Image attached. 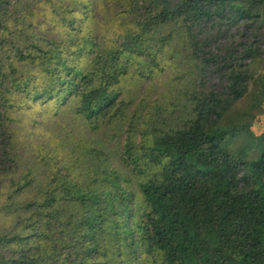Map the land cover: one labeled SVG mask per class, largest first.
Here are the masks:
<instances>
[{
  "label": "trees",
  "instance_id": "obj_1",
  "mask_svg": "<svg viewBox=\"0 0 264 264\" xmlns=\"http://www.w3.org/2000/svg\"><path fill=\"white\" fill-rule=\"evenodd\" d=\"M263 115L264 0H0V264H264Z\"/></svg>",
  "mask_w": 264,
  "mask_h": 264
},
{
  "label": "rangeland",
  "instance_id": "obj_2",
  "mask_svg": "<svg viewBox=\"0 0 264 264\" xmlns=\"http://www.w3.org/2000/svg\"><path fill=\"white\" fill-rule=\"evenodd\" d=\"M254 34L246 30L241 25L232 26L230 29V35L221 40V45L239 44L243 41L253 39ZM213 82H217V78H213ZM253 132L256 135L264 133V115L260 121L253 126Z\"/></svg>",
  "mask_w": 264,
  "mask_h": 264
}]
</instances>
